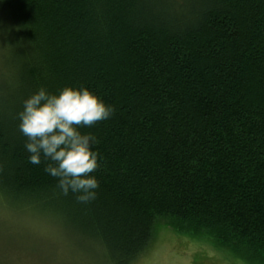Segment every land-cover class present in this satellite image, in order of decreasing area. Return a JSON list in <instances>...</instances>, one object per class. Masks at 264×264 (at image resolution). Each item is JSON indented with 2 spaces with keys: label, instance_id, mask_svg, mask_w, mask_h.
Returning a JSON list of instances; mask_svg holds the SVG:
<instances>
[{
  "label": "trees",
  "instance_id": "obj_1",
  "mask_svg": "<svg viewBox=\"0 0 264 264\" xmlns=\"http://www.w3.org/2000/svg\"><path fill=\"white\" fill-rule=\"evenodd\" d=\"M0 199L60 224L101 264H135L158 226L264 264V0H0ZM0 50V51H1ZM112 107L94 198L29 163L19 113L44 88Z\"/></svg>",
  "mask_w": 264,
  "mask_h": 264
},
{
  "label": "clouds",
  "instance_id": "obj_2",
  "mask_svg": "<svg viewBox=\"0 0 264 264\" xmlns=\"http://www.w3.org/2000/svg\"><path fill=\"white\" fill-rule=\"evenodd\" d=\"M112 112L87 88L64 87L58 94L40 88L24 100L18 115L29 163L40 164L43 157L50 161L44 171L58 178L65 194L69 190L80 193L78 199L84 202L94 198L98 181L89 174L98 167L97 153L91 147L96 138L79 128L107 120Z\"/></svg>",
  "mask_w": 264,
  "mask_h": 264
},
{
  "label": "rangeland",
  "instance_id": "obj_3",
  "mask_svg": "<svg viewBox=\"0 0 264 264\" xmlns=\"http://www.w3.org/2000/svg\"><path fill=\"white\" fill-rule=\"evenodd\" d=\"M97 257L51 217L12 210L0 199V264H101ZM135 264L247 263L208 238L191 239L161 224L150 250Z\"/></svg>",
  "mask_w": 264,
  "mask_h": 264
}]
</instances>
